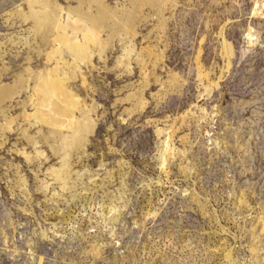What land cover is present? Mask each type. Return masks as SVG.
Returning <instances> with one entry per match:
<instances>
[{
  "label": "rangeland",
  "instance_id": "374dc122",
  "mask_svg": "<svg viewBox=\"0 0 264 264\" xmlns=\"http://www.w3.org/2000/svg\"><path fill=\"white\" fill-rule=\"evenodd\" d=\"M196 1L0 0V264H264V0Z\"/></svg>",
  "mask_w": 264,
  "mask_h": 264
},
{
  "label": "bare ground",
  "instance_id": "6f19581e",
  "mask_svg": "<svg viewBox=\"0 0 264 264\" xmlns=\"http://www.w3.org/2000/svg\"><path fill=\"white\" fill-rule=\"evenodd\" d=\"M224 57L226 56L227 58H229L228 56L230 55V51H229V48L228 46L226 45V43L224 42ZM230 59V58H229ZM229 59L227 60L229 62Z\"/></svg>",
  "mask_w": 264,
  "mask_h": 264
},
{
  "label": "built area",
  "instance_id": "2783aa9c",
  "mask_svg": "<svg viewBox=\"0 0 264 264\" xmlns=\"http://www.w3.org/2000/svg\"><path fill=\"white\" fill-rule=\"evenodd\" d=\"M196 3H197V1L196 0H194Z\"/></svg>",
  "mask_w": 264,
  "mask_h": 264
}]
</instances>
